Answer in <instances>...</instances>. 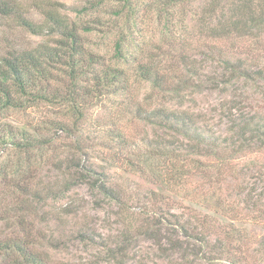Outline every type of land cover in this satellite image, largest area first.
Instances as JSON below:
<instances>
[{"label":"rangeland","instance_id":"rangeland-1","mask_svg":"<svg viewBox=\"0 0 264 264\" xmlns=\"http://www.w3.org/2000/svg\"><path fill=\"white\" fill-rule=\"evenodd\" d=\"M18 1L27 17L46 27L34 34L14 18L1 21L0 54L9 44L31 46L44 41L55 45L61 37L56 19L70 25L76 23L91 47L103 51L105 45H114L117 30L106 34L114 24L121 30L125 27L124 32L133 42L130 45H134L135 39L150 44L154 36L159 41L166 23L176 21L177 17V33L184 45H176L174 50H184L191 57L188 60L196 59L204 65L202 73L213 74L221 67L222 57L241 59L252 70H264V0H243L248 5L246 9L239 7L241 0H215L216 7L211 11L206 10L207 0H187L168 12V0ZM97 18L105 25L90 23ZM131 20L135 21L131 22L132 27ZM88 22L94 28L91 32L83 29ZM207 25L218 30L214 37L207 33ZM154 53L156 60L164 56L161 50ZM149 92L148 83L136 82L130 100L141 102ZM187 97L180 108L202 114L201 124L211 136V145L224 156L231 153L217 147L225 137L233 135L236 125L225 114L226 104L239 101L247 116L264 124L261 77L234 80L226 88L202 90ZM181 101L182 97H175L166 106L177 108ZM126 105L120 104L116 95L90 100L85 105L86 115L79 132L73 131L72 121L60 115L63 108L55 103L11 109L0 117L2 122L16 127L40 124L55 117L64 120L73 133L54 128L48 131L61 151L57 150L59 156L52 153L50 162L61 163L63 159L64 167L67 161L72 171L74 167L83 169V165L90 172L105 170L106 177L100 179L115 188L111 196H105L97 188L92 190L88 184L78 183L64 196L37 204L35 232L44 248L39 249L60 264H264V144L254 141L243 153L233 154L223 167L216 156H201L209 165L198 170L190 163L187 169L192 175L185 184H168L167 178L161 183L163 176L158 169L163 162L145 159L147 149L142 138H155L162 129L131 121L133 107ZM122 130L133 135L124 152L119 151L123 146L112 139ZM7 151L6 145H0L1 165V161L9 160ZM115 154L123 157V163L117 160L112 164L110 158ZM45 162L40 172L43 184L63 172ZM11 171L0 173V194L5 187L1 178H12ZM66 205H71L69 211L65 210ZM44 216L46 220H42ZM141 224L148 233L139 232ZM2 232L10 233L3 222L0 235ZM128 232L129 247L124 253L117 251ZM149 233H154V237ZM168 234L181 239L183 248L164 252L155 239L170 247Z\"/></svg>","mask_w":264,"mask_h":264},{"label":"trees","instance_id":"trees-1","mask_svg":"<svg viewBox=\"0 0 264 264\" xmlns=\"http://www.w3.org/2000/svg\"><path fill=\"white\" fill-rule=\"evenodd\" d=\"M186 1H165L167 12ZM241 3L239 7L246 9L247 3L243 0ZM206 4V10L211 11L216 7L215 0H207ZM11 18L34 34H39L41 28L46 27H41L27 17L21 11L18 0H0V22ZM55 21L61 33L55 45L44 41L31 46L9 44L1 52L0 117L11 109H27L44 102L55 103L63 108L62 114H59L72 121L73 131L79 132L83 125L81 120L86 115L85 105L95 98L116 95L120 104L133 107L130 111L131 121L150 123L162 129V133L155 138L143 137L142 140L147 149L145 159L163 162L158 173L163 176L161 183L167 178L168 184L172 181L175 184H185L186 179L192 175L187 169L191 166L190 163L192 166L196 165L198 170H205L209 164L200 159L201 156H216L219 165L223 167L229 164L233 154L243 153V150L252 147L254 141L264 144V124L255 122L249 114L247 116L239 101L233 100L225 105V114L236 125L232 128L233 135L225 137L224 143L217 147L230 152V156L222 155L211 145V136L201 124V113L191 108H180L186 104L187 95L191 93L226 88L239 79H264V70H252L241 59L233 61L222 57L219 59L221 67L214 70L213 74L202 73L204 65L199 64L196 59L188 60L191 57L184 50H174L176 45H184L178 37L177 17L176 21L166 23V31L164 34L159 33L162 34L159 41L154 36L150 44L135 39L134 45H130L133 42L128 33L124 32L125 27L121 30L114 24L106 33L108 36L112 34V30H117L114 45H105L103 51L91 47L90 41L80 35L76 23L70 25L65 20ZM95 22L105 25L99 18L90 23ZM131 22L135 21H130L132 27ZM90 23L83 27L87 32L94 29ZM130 26L127 27L131 29ZM207 27L209 36L214 37L218 30L208 25ZM157 50H161L164 55L161 60L155 58L157 54L154 52ZM136 82L149 84L150 92L141 102L130 100ZM175 97H182L179 106H166ZM52 128L66 129L73 133L64 120L58 117L20 127L0 120V145H6L9 159L5 163L1 161L0 173L12 169L10 174L13 176L1 178L5 180V187L0 194V223L3 222L10 233L2 232L0 235V264H60L49 259L39 249L43 248V244L39 242V236L35 232L37 204L64 196L78 183L88 184L92 190L97 188L105 196H111L115 191L113 186L106 184V180L100 179L106 177L105 170L97 173L91 169L90 172L83 165L84 170H76L74 167L72 171L67 161L64 167L63 159L61 163H51L52 153L59 156L57 150L61 152L55 139L48 133ZM115 132L116 130H112V133ZM132 138L133 135L122 130L112 139L123 146L119 151L124 152ZM77 147L80 148L79 144ZM110 159L115 165L123 157L115 154ZM45 160L56 170L62 169L63 172L43 184L40 172ZM73 162L72 160L70 163ZM92 173L100 176L96 177ZM7 199L9 201L5 202ZM70 209L71 205L65 206L66 211ZM42 220H46V217H42ZM156 222L161 223V219ZM139 232L146 234L148 229L141 224ZM124 237L123 244L117 250L123 253L129 247V232ZM168 238L170 247H165L159 239H154L163 246L164 252L183 248L181 239H174L171 234H168ZM49 241L51 242L50 238Z\"/></svg>","mask_w":264,"mask_h":264}]
</instances>
